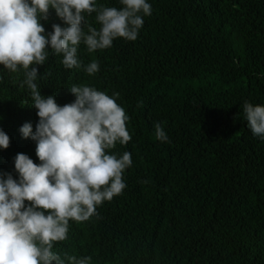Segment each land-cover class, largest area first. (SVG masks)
<instances>
[{
	"label": "trees",
	"instance_id": "1",
	"mask_svg": "<svg viewBox=\"0 0 264 264\" xmlns=\"http://www.w3.org/2000/svg\"><path fill=\"white\" fill-rule=\"evenodd\" d=\"M152 15L136 41L114 40L67 69L49 50L36 83L59 105L73 102L72 85L116 97L132 136L112 153L130 152L123 194L98 206L89 221H70L68 238L53 251L62 258L92 257L91 264H264V140L253 134L244 104L264 105V0H149ZM121 8L120 0L97 6ZM87 24L99 29L96 13ZM46 32L64 26L54 10ZM87 32V25L84 28ZM0 172L18 179L14 161L37 164L36 142L20 128L39 117L24 72L0 65ZM160 123L168 142L156 137ZM29 203L26 201V204Z\"/></svg>",
	"mask_w": 264,
	"mask_h": 264
},
{
	"label": "clouds",
	"instance_id": "2",
	"mask_svg": "<svg viewBox=\"0 0 264 264\" xmlns=\"http://www.w3.org/2000/svg\"><path fill=\"white\" fill-rule=\"evenodd\" d=\"M120 4L118 9L97 6V0H0V65L24 72L21 87L30 89L39 120L35 132L30 122L20 132L36 142L40 161L18 153L14 161L18 179L0 172V264H91V256L62 258L53 251L54 245L68 238L70 221H89L98 215V206L127 187L124 172L133 164L131 153L109 151L132 139L126 126L129 116L117 103L119 93L110 96L74 84L69 91L75 100L59 105L54 95H42L36 83L37 66L45 64L49 50L62 55L65 68L83 67L95 75L100 65L96 60L83 64L78 56L81 43L95 52L111 48L118 38L136 41L144 17L152 15V4L149 0ZM51 10L64 26L53 24L46 32L41 21L49 19ZM92 13L99 29L87 24L85 14ZM244 113L253 134L264 140V105L246 101ZM155 132L157 139L168 142L160 123ZM9 145V135L0 129V149Z\"/></svg>",
	"mask_w": 264,
	"mask_h": 264
}]
</instances>
